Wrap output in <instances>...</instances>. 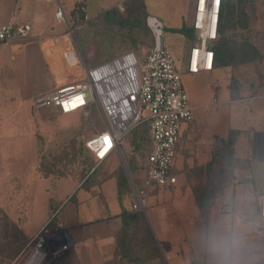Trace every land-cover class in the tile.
Here are the masks:
<instances>
[{
  "label": "crops",
  "instance_id": "obj_1",
  "mask_svg": "<svg viewBox=\"0 0 264 264\" xmlns=\"http://www.w3.org/2000/svg\"><path fill=\"white\" fill-rule=\"evenodd\" d=\"M123 1L112 0L117 5ZM96 3L100 10L89 14L86 0L87 25L84 28L92 25V30H100L104 27L108 8L105 5L108 2L96 0ZM67 6V0H0V25L13 22L30 24L32 27L27 40L0 45V86L3 88L6 85L10 92L5 98L7 101L13 100L12 96L24 85L21 79H17L18 69L27 68L39 57L43 59L54 89L85 79L87 71L91 69L86 64L85 53L91 61L97 57L90 56L94 34L89 30L86 47L81 48L76 39V31L69 33L78 21L75 16V0L70 2L68 14L65 10ZM194 8L195 0H191L188 28L192 25ZM59 10L64 13L65 22L57 19ZM148 18L160 21L157 17ZM80 19L83 20V17ZM58 26H62L63 30L58 31ZM96 38L101 42L99 52H120L117 44L114 50H106L109 44L105 36L98 35ZM192 44L187 47L184 56L176 58L183 71H187ZM68 50L80 57L73 64L64 58V52ZM218 63L217 60L212 71H204L215 73L218 77L224 74L226 77L223 80L226 83L215 80L213 84L215 102L220 104L219 97H222L226 104L241 105L240 100L243 98L230 89L227 71L225 67L220 68ZM249 99H264V94ZM94 106L90 105L80 112L90 116ZM236 106L234 108L238 110L239 105ZM234 117L233 122L230 120L224 130L201 125L196 115L193 124L183 126L174 168L177 184L174 188L147 190L144 211L134 209L138 202L137 187L131 184L129 176L121 169L118 157L110 156L101 164H96L93 159L97 169L85 186L84 177L81 180L66 175L56 177V173L49 169L44 171L36 168L40 180L50 182L53 188L57 185L62 188L64 192L61 197L71 191L65 190L64 185L69 184L77 189L63 208L62 205L56 206L54 197L49 198L48 214L51 216L56 212L61 215L59 225L66 227L68 233L70 231L73 240L71 247L79 264H110L114 261L117 252L116 227L121 225L123 209L143 217V222L156 240L164 264H220L216 251L220 247L228 248L229 264L233 260L238 261V264H264V217L261 215L264 161L257 160L250 168L247 166L250 159L238 154V142L231 137L236 131ZM39 136L38 139H41ZM114 155L117 156L116 153ZM99 168L101 172L97 173ZM69 204H72L71 209L66 210ZM20 206L19 203L14 211L16 216L1 205L0 208L28 236L50 223L51 220L46 225L45 222L31 224L20 216ZM148 210L151 212L148 213ZM257 225L261 226V233L255 231ZM85 231L91 234L84 235Z\"/></svg>",
  "mask_w": 264,
  "mask_h": 264
},
{
  "label": "rangeland",
  "instance_id": "obj_2",
  "mask_svg": "<svg viewBox=\"0 0 264 264\" xmlns=\"http://www.w3.org/2000/svg\"><path fill=\"white\" fill-rule=\"evenodd\" d=\"M71 1L67 0L68 6L65 7L67 14ZM106 2L107 19L104 20L102 29L92 30V25H89L75 32L81 48L86 47L89 30L94 34L90 56L97 57L91 61L85 53L86 64L91 68L133 51L137 54L143 71V55L156 45V36L150 25L149 16L157 17L162 22L165 46L175 59L184 56L191 42L195 43L197 40L195 32L194 40L183 33L190 23L191 0H124L118 5L113 4L112 0ZM231 3V9L230 5L227 7V12L231 10L232 13L231 22H228L224 37L232 46L248 41L256 48L255 58L251 62L234 66L233 61L229 60V65L225 67L227 72L222 71L226 72L233 93L243 98L240 100L242 104H226L222 97H219L220 104L215 102L212 95L213 84L215 80L226 83L223 81L226 78L224 74L221 77L204 71L191 74L183 71L178 61L177 64L189 96L190 106L201 125L216 126L218 130H224L230 120L232 121L234 114H237V117H234L236 131L234 130L231 137L238 142V154L250 159L247 166L251 168L257 160L264 161V99H249L251 96L264 94V0H231ZM98 10L100 6L96 0H87L89 14ZM113 19H117L118 24H112ZM57 30L62 31L63 27L58 26ZM98 35L105 36L106 43L109 44L106 46L107 49L106 47L104 49L114 50L117 44L120 46V52L116 54L99 52L101 42L97 41ZM26 67L23 70L18 69L17 79H21L24 85L15 96L11 95L13 100L5 99L10 92L7 91L6 85L3 88L0 86V205L14 213L20 203L22 212L20 216L25 217L31 224L45 222L46 225L50 220H54L58 225L56 229L50 230L52 236L59 240L69 236L72 244L70 231L68 233L66 227L59 225L61 215L56 212L51 216L48 214L50 207L48 199L54 197L56 206L62 205L63 208L77 189L68 186L69 184L64 185L65 190L71 189V194L67 192L66 196L61 197L64 192L62 188L59 185L53 188L50 182L40 180L36 168L44 171L49 169L56 173L54 174L56 177L66 175L81 180L83 171H94L97 167H93V157L85 148V142L104 130L106 124L96 106L90 116L82 115L80 111L63 115L59 113L58 108H36L34 100L51 93L54 87L42 57ZM222 67L224 68L220 66ZM243 100L245 101L242 102ZM236 105H239L238 110L234 108ZM136 128L122 138L121 149L125 156L122 157L119 152H115L117 156L115 153L111 156L119 158L120 167L129 176L131 184L150 192L157 186H144L142 179L144 172L139 164L144 158L145 147L134 149ZM38 136L41 139H38ZM143 136L149 138L147 130L143 131ZM100 172L101 168L97 173ZM71 206L72 204H69L66 210ZM149 212L151 210H148ZM116 228L115 231L118 233L120 227ZM40 231L28 236L26 245L15 260L7 262L0 256V264H28L34 240ZM86 233L89 232L85 231L84 235ZM70 247L71 245L68 249ZM47 249L53 254L59 252L57 248L52 249L50 246ZM43 264H46V260Z\"/></svg>",
  "mask_w": 264,
  "mask_h": 264
},
{
  "label": "built area",
  "instance_id": "obj_3",
  "mask_svg": "<svg viewBox=\"0 0 264 264\" xmlns=\"http://www.w3.org/2000/svg\"><path fill=\"white\" fill-rule=\"evenodd\" d=\"M225 0H195L192 25L197 38L191 47L187 72L198 74L212 71L216 56L213 45L220 36L221 15ZM77 22L69 33L83 29L87 25L86 0H75ZM83 17V20L80 18ZM57 19L65 22L62 10ZM152 20H156L152 24ZM156 36V45L143 55L144 67L140 68L137 54L133 51L116 57L87 71L82 81L57 87L51 93L34 100V106L58 108L69 114L95 105L105 121L104 130L85 142L96 164H101L115 152L121 156L122 138L133 128L143 125L149 134V144L145 147L143 160L144 186L174 188L177 177L174 174L177 147L183 126L195 121L194 109L190 106L182 74L177 60L165 46L163 27L160 21L149 18ZM32 27L30 24L9 22L0 25V45L16 40H27ZM64 58L73 64L80 57L66 51ZM137 211H144L147 190L137 187ZM261 215L264 217V187L261 195ZM256 232L261 233L260 225ZM47 226L35 238L28 264H43L47 257V247L58 251L71 245L69 236L58 239Z\"/></svg>",
  "mask_w": 264,
  "mask_h": 264
},
{
  "label": "trees",
  "instance_id": "obj_4",
  "mask_svg": "<svg viewBox=\"0 0 264 264\" xmlns=\"http://www.w3.org/2000/svg\"><path fill=\"white\" fill-rule=\"evenodd\" d=\"M230 4H232L231 0L224 1L221 15L220 36L213 45L216 61H219V66L224 67L229 65V60L233 61L234 66L251 62V60L255 58L254 53L256 52V48L248 41L243 44H234L232 46L229 44V40L224 37V31L229 24L228 22H231V10L227 12V7ZM117 22V19L112 20V24H116ZM183 33L191 40H194V29L192 27H187L183 30ZM193 45L194 44H192V46ZM144 130H146V128L143 125L137 126L135 130L134 149L138 150L149 144V138L143 136ZM92 163L94 164L93 167H95L93 160ZM95 169H97V167ZM95 169L89 176L88 174L91 170L83 171V177L86 178L83 183L84 186L90 182L89 180L96 171ZM143 221L144 219L142 216L123 209L121 213L120 230L118 233L116 232L117 252L114 261L110 264H164L156 240L151 230L146 227ZM0 225V256L2 260H8L10 262L20 255L27 243L28 235L25 234V232L13 222L1 208ZM47 227L49 230H54L57 227V223L51 220ZM45 260L46 264H48V262H50V264H63V262L64 264L66 262L67 264H79L73 247L54 254L48 251V256Z\"/></svg>",
  "mask_w": 264,
  "mask_h": 264
},
{
  "label": "clouds",
  "instance_id": "obj_5",
  "mask_svg": "<svg viewBox=\"0 0 264 264\" xmlns=\"http://www.w3.org/2000/svg\"><path fill=\"white\" fill-rule=\"evenodd\" d=\"M235 243V241H234ZM219 258H220V264H229V250L227 247H220L216 249ZM232 264H238V261L233 260Z\"/></svg>",
  "mask_w": 264,
  "mask_h": 264
},
{
  "label": "bare ground",
  "instance_id": "obj_6",
  "mask_svg": "<svg viewBox=\"0 0 264 264\" xmlns=\"http://www.w3.org/2000/svg\"><path fill=\"white\" fill-rule=\"evenodd\" d=\"M156 23V20H152V24H155Z\"/></svg>",
  "mask_w": 264,
  "mask_h": 264
}]
</instances>
